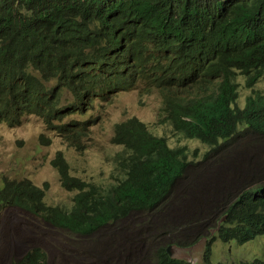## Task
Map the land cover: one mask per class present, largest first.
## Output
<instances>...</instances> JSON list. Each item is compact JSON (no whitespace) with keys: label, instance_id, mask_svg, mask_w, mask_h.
<instances>
[{"label":"trees","instance_id":"obj_1","mask_svg":"<svg viewBox=\"0 0 264 264\" xmlns=\"http://www.w3.org/2000/svg\"><path fill=\"white\" fill-rule=\"evenodd\" d=\"M241 75L247 87L264 76V0H0V123L35 115L72 142L77 135L79 145L67 115L143 80L165 99L174 131L212 149L203 162L193 161L186 147H170L132 117L114 128L112 142L123 147L118 184L101 188L72 176L59 152L52 165L63 188L76 192L72 209L46 204L47 183L5 179L0 211L17 207L83 235L136 212L147 220L172 204L186 226L203 228L192 241L173 238L183 247L206 238L204 264L217 237L239 245L264 237V180L209 203L208 219L202 210L210 193L196 180L206 161L225 158L212 154L236 149L231 142L242 132L259 139L250 146L264 144V95L238 107ZM66 93L69 103H63ZM231 159L242 175L254 176L264 165L260 153ZM177 185L191 190L176 196ZM12 264H46V258L33 249ZM154 264L192 263L163 246Z\"/></svg>","mask_w":264,"mask_h":264},{"label":"rangeland","instance_id":"obj_2","mask_svg":"<svg viewBox=\"0 0 264 264\" xmlns=\"http://www.w3.org/2000/svg\"><path fill=\"white\" fill-rule=\"evenodd\" d=\"M238 82V107L244 108L248 97L255 93L264 95V76L253 87H247L245 76H239ZM71 100L70 94L66 93L63 103ZM67 116L65 122L69 121L75 130L71 135L78 134L79 145L77 135L72 142L70 135L46 126L43 119L35 115H24L14 124L0 123V187L5 179H29L38 187L47 183L46 204L70 211L76 192L63 188L52 161L61 152L72 176L101 188L118 184L123 175L117 156L123 147L112 142L114 128L117 123L132 117L146 123L155 136L165 137L170 147H186L193 161L203 162L212 151L201 141L174 131L166 120L165 99L143 80L107 100L97 99L94 107L83 113ZM256 137L242 132L231 142L236 147L232 153L226 148L215 152L211 156L225 158L213 157L206 161V170L196 176L203 189L210 193L202 210L204 218L208 219L212 201L234 197L249 185L264 180L263 164H259L254 176L249 172L246 175L239 171L235 173L232 169L234 161L231 158L241 153L264 155V144L250 146L251 142L259 141ZM186 189L191 190L177 185L176 196ZM167 209L147 220L143 213H132L126 219L81 235L54 227L31 212L8 207L0 211V264L20 261L33 249L44 253L46 264H154L157 251L163 246L171 249L175 258L204 264L206 238L190 247L180 246L173 238L177 233L192 241L203 228L186 226L182 213L173 211L172 204ZM211 232L216 235L218 229ZM256 259L264 261V237L242 245L225 243L217 237L210 264H242Z\"/></svg>","mask_w":264,"mask_h":264},{"label":"water","instance_id":"obj_3","mask_svg":"<svg viewBox=\"0 0 264 264\" xmlns=\"http://www.w3.org/2000/svg\"><path fill=\"white\" fill-rule=\"evenodd\" d=\"M212 233H213V232H212ZM167 251H168V253H169L170 256L174 257V256L172 255V253H171V249H167ZM174 258H175V257H174Z\"/></svg>","mask_w":264,"mask_h":264},{"label":"bare ground","instance_id":"obj_4","mask_svg":"<svg viewBox=\"0 0 264 264\" xmlns=\"http://www.w3.org/2000/svg\"><path fill=\"white\" fill-rule=\"evenodd\" d=\"M224 220V219H223Z\"/></svg>","mask_w":264,"mask_h":264},{"label":"clouds","instance_id":"obj_5","mask_svg":"<svg viewBox=\"0 0 264 264\" xmlns=\"http://www.w3.org/2000/svg\"><path fill=\"white\" fill-rule=\"evenodd\" d=\"M168 249V248H167Z\"/></svg>","mask_w":264,"mask_h":264}]
</instances>
